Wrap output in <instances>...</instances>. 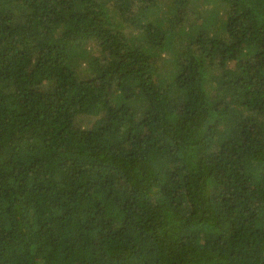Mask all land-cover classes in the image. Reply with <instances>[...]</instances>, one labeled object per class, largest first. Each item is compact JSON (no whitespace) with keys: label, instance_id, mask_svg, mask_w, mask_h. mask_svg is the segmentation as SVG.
Returning <instances> with one entry per match:
<instances>
[{"label":"trees","instance_id":"1","mask_svg":"<svg viewBox=\"0 0 264 264\" xmlns=\"http://www.w3.org/2000/svg\"><path fill=\"white\" fill-rule=\"evenodd\" d=\"M0 264H264V0H0Z\"/></svg>","mask_w":264,"mask_h":264}]
</instances>
